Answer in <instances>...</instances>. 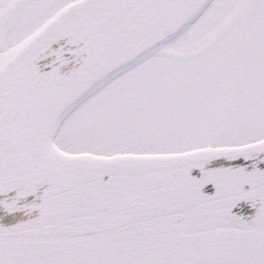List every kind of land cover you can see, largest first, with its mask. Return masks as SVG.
Wrapping results in <instances>:
<instances>
[{
    "label": "snow or ice",
    "instance_id": "1",
    "mask_svg": "<svg viewBox=\"0 0 264 264\" xmlns=\"http://www.w3.org/2000/svg\"><path fill=\"white\" fill-rule=\"evenodd\" d=\"M0 264H264V0H0Z\"/></svg>",
    "mask_w": 264,
    "mask_h": 264
}]
</instances>
